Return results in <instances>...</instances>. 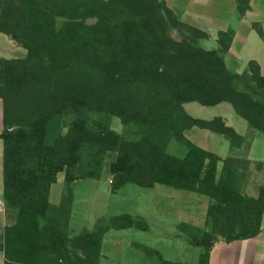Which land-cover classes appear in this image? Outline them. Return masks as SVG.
I'll use <instances>...</instances> for the list:
<instances>
[{"label":"trees","instance_id":"16d2710c","mask_svg":"<svg viewBox=\"0 0 264 264\" xmlns=\"http://www.w3.org/2000/svg\"><path fill=\"white\" fill-rule=\"evenodd\" d=\"M243 18L249 0H235ZM252 30L264 42L259 25ZM188 37L177 45L169 30ZM0 33L26 52L24 59H0L2 103V199L15 213L2 228L4 264H100L110 230L146 232L140 216L99 219L92 230L70 235L73 183L99 180L107 153L110 193L125 185H155L209 199L205 228L180 223L177 230L200 249L209 264L219 244L256 238L264 215V173L256 196L245 190L252 163L248 153L264 136V77L248 62L241 73L225 62L233 32L219 31L215 50L193 45L209 36L180 20L158 0H0ZM229 104L246 122L244 136L216 117L189 116L184 105ZM135 129L129 140L109 128L111 118ZM193 128L223 136L225 159L192 144ZM171 141L184 153L166 151ZM220 166V168H219ZM63 174L60 203H49ZM156 264H181L132 244Z\"/></svg>","mask_w":264,"mask_h":264},{"label":"rangeland","instance_id":"374dc122","mask_svg":"<svg viewBox=\"0 0 264 264\" xmlns=\"http://www.w3.org/2000/svg\"><path fill=\"white\" fill-rule=\"evenodd\" d=\"M158 1L163 2L165 7L185 25L188 24L180 19L181 14L193 19V17L185 13L186 3L183 0ZM196 3L197 6L191 7L190 11H193L197 16L193 19L196 21L197 28L192 25L188 26L205 32L209 39L196 40L193 45L206 51L215 50L217 48L216 39L218 32L225 31L223 29L220 30L225 24L224 21L226 19L224 16L228 15L227 12L229 10L233 11L235 5L237 9L236 1L228 0L227 3L225 0H217L215 3L210 4L209 0H197ZM220 11L222 12L220 13ZM236 16L238 17L237 11ZM228 17H230V14ZM169 35L174 45L188 37L187 33L173 29L169 30ZM258 40L255 37V41L249 40L245 46L239 45L237 50L238 66H234V57H225L227 67L235 73H241L246 68L249 57L263 58L264 51L262 50H264V47H261L262 50L260 49ZM25 55L26 52L23 49L0 33V59H24ZM184 109L189 116L199 120L210 121L220 117L238 135L244 136L247 131L246 122L236 116L232 107L227 103H222L215 107H202L197 103H189L184 105ZM109 128L120 135H124L129 140L134 139L132 134L135 129L130 126H123L117 118L113 117L110 119ZM2 129V103L0 100V133ZM185 137L192 144L203 150L217 153L221 157H225L227 153L228 156L230 155L229 143L223 136L193 128L185 133ZM166 151L171 155L180 157L185 150L177 142L171 141L166 147ZM252 158L258 161L264 160L263 135L259 134L255 138ZM115 159V153L110 152L105 155L99 180H79L73 183V194L76 199L73 211V228L75 230L69 232L70 235H77L82 230H92L97 221L102 218L107 219L108 217L121 214H137L145 217V221L148 224L147 231L141 232L134 229L110 230L103 238L101 264H153L156 262L154 259L147 258L141 251L134 249L131 243L159 252L166 261H176L181 264H198L200 249L193 246L190 240L177 230V226L185 222L196 225L199 229H204L209 199L202 195L161 185H155L150 189H141L129 184L116 193L111 194L110 181L112 177L109 174V166ZM2 160V142L0 141L1 187ZM262 171H257L252 165V176L245 190L247 195L256 196L257 188L263 181L264 169ZM57 177L59 183L54 187L55 190L62 186L64 180L63 174H58ZM59 193L60 191H58L57 195ZM13 212L10 209H6L5 213L0 215V236L2 225L10 222L8 215L13 214Z\"/></svg>","mask_w":264,"mask_h":264},{"label":"crops","instance_id":"0c3cea01","mask_svg":"<svg viewBox=\"0 0 264 264\" xmlns=\"http://www.w3.org/2000/svg\"><path fill=\"white\" fill-rule=\"evenodd\" d=\"M186 3L185 7V13L193 17L195 19L196 14L193 13V11H190V8L193 6H197L196 2L197 0H183ZM210 4L215 3L217 0H209ZM221 1V0H218ZM228 3V0H225ZM233 1V0H232ZM188 2V3H187ZM225 11V9H223ZM222 10V11H223ZM220 11V13L222 12ZM228 15L224 16L226 19L224 21V27L221 28L220 30H231L233 32V41L230 47L229 52L225 56L226 58L228 57H234V66H238V56H237V50L239 45L245 46L246 42L249 40H254L255 37H257L259 40L258 45L261 47H264V42L258 37L256 32L252 30L251 24H257L261 27L262 32H263V37H264V0H249V10L245 13L244 17L239 19L236 16V5L233 7V11L229 10ZM230 14V17H228ZM228 18V19H227ZM184 22H186L188 25H192L193 27L197 28L196 21L193 19L188 18L186 15L181 14V18ZM262 50V49H261ZM264 51V50H262ZM254 61L258 64L260 68V73L264 77V56L263 58L261 57H249L248 62ZM247 62V64H248ZM247 66V65H246ZM245 70V69H244ZM254 142L255 139L253 140L251 144V148L248 153V160L251 161L252 163H257V162H264L258 161L257 159L252 158V153H253V148H254ZM210 152V151H208ZM213 153V152H211ZM216 154L219 158L225 159L228 156V153L226 154L225 157L219 156L217 153ZM220 168V166H219ZM263 172V171H262ZM59 180L57 177V182L51 187L50 193H49V203L53 207H57L60 203V197L62 193V189L64 188V182H62V186L54 189L56 185H58ZM58 191H60L59 195H57ZM74 195V194H73ZM76 203V199L74 197L73 200V205H72V211H71V217L69 221V231L73 232L75 230L73 228V211H74V205ZM132 216H140V215H132ZM10 222L7 224H3V227H8L14 224L15 222V213L9 214L8 215ZM142 217V216H140ZM145 219V217H142ZM8 219V220H9ZM185 223V222H182ZM188 225H191L193 227L199 228L196 225H192L189 223H185ZM2 228H1V234H2ZM78 230V229H77ZM77 234V233H76ZM107 234V233H106ZM104 241V240H103ZM102 241V245H103ZM133 243H131L132 246ZM101 257H100V264L102 263V246H101ZM176 262V261H172ZM180 263V262H179ZM0 264H4V259L3 255L0 254ZM153 264H156L153 263ZM209 264H264V215L262 217V222H261V233L254 239L246 240V241H239V242H233L228 245L225 244H219L214 247L210 254V259H209Z\"/></svg>","mask_w":264,"mask_h":264},{"label":"built area","instance_id":"2783aa9c","mask_svg":"<svg viewBox=\"0 0 264 264\" xmlns=\"http://www.w3.org/2000/svg\"><path fill=\"white\" fill-rule=\"evenodd\" d=\"M6 211L3 199H2V187L0 185V215H3Z\"/></svg>","mask_w":264,"mask_h":264}]
</instances>
